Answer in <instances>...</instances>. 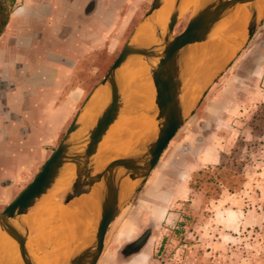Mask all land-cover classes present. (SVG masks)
Listing matches in <instances>:
<instances>
[{
  "label": "crops",
  "instance_id": "obj_1",
  "mask_svg": "<svg viewBox=\"0 0 264 264\" xmlns=\"http://www.w3.org/2000/svg\"><path fill=\"white\" fill-rule=\"evenodd\" d=\"M119 7L120 0H19L4 21L0 31V213L36 178L71 124L84 115L94 93L106 87L102 85L104 69L112 62L119 45L118 38L113 36L120 21ZM145 21L146 16L138 26ZM132 22L133 16L126 20L128 24ZM192 139L194 135L181 142L178 139L168 150L166 165L173 172L178 171L179 156H184L187 163L177 177L181 181L179 186L169 192L160 187L152 195L165 208H158L149 199L144 200L142 209L127 210L124 214L123 210L107 232L97 264H163L156 256L168 247V223L176 215L169 210L180 198L186 199L188 179L214 159L203 151L193 155L186 148ZM183 149L186 151L181 153ZM44 200L45 197L26 218L30 229L28 245L32 254L42 259L40 264H65L71 242L82 226L73 234L74 224L65 216L59 218L56 207L50 219L56 226H67L62 234V242L67 245L60 253L49 243L38 248L40 244L34 238L44 219ZM62 206L70 204L62 202ZM72 215L82 224L84 218L92 224L97 213L93 210L83 214L81 209ZM255 216L257 213L244 209L217 210L212 217H217L218 224L201 228L200 233L204 231L207 239L203 245L194 246L196 250L203 247L205 254L199 257L193 252L176 264H227L225 254L218 252L227 248L230 241L226 232L239 230L241 224L246 225ZM212 232L220 233L222 240H213L209 236Z\"/></svg>",
  "mask_w": 264,
  "mask_h": 264
},
{
  "label": "water",
  "instance_id": "obj_2",
  "mask_svg": "<svg viewBox=\"0 0 264 264\" xmlns=\"http://www.w3.org/2000/svg\"><path fill=\"white\" fill-rule=\"evenodd\" d=\"M258 2L197 0L186 28L175 34L184 13L183 0H173L168 22L154 25V42L135 41V30L102 81V85L109 89L106 104L93 117L83 115L74 122L36 178L0 213V235L5 231L16 241L15 245L7 247L3 257L0 256V264L17 260H22L24 264H39L28 245L30 229L26 218L48 193L58 187L68 167H73L74 171L63 191V203L69 205L90 194L94 188L99 191V198L95 221L87 223L84 218L79 234L71 242L65 264H97L104 251L109 228L149 177L188 114L198 104L197 100L189 106L184 99L186 89L197 78L194 67L186 62L190 47L233 33L231 22L241 5H247L250 12L247 27L239 40L240 46H245L263 19L264 9L259 7ZM164 5L165 0H153L146 21L152 20ZM138 55L154 61L152 78L155 96L151 110L128 103L119 75L128 61ZM209 81L202 84L200 95ZM145 114L156 116L154 136L135 145L126 155L112 156L99 170L98 158L102 147L116 126L125 119ZM125 179L135 181V186L123 196L122 183Z\"/></svg>",
  "mask_w": 264,
  "mask_h": 264
},
{
  "label": "rangeland",
  "instance_id": "obj_3",
  "mask_svg": "<svg viewBox=\"0 0 264 264\" xmlns=\"http://www.w3.org/2000/svg\"><path fill=\"white\" fill-rule=\"evenodd\" d=\"M18 1L0 0V31ZM151 2L120 0V21L113 33L119 45L112 61L116 60L138 23L145 18ZM191 14L192 9L184 13L175 34L186 28ZM132 16L133 22L126 23ZM106 74H103L104 77ZM188 135H194V139L186 145L193 155L203 151L214 159L188 179L186 199L180 198L175 206H171L169 213L176 215L168 223L171 230L167 237L168 247L156 259L163 264H172L175 260L176 264L178 260H186L193 252L199 257L204 255L203 247L195 249L207 239L203 236L204 231L200 233V230L211 227L210 224L217 225V217L212 215L225 208L257 213L246 225L241 224L239 230L226 232L230 237L229 242L225 241L227 248L218 250L225 254V263L264 264V13L259 27L246 45L240 46L231 61L207 83L197 106L188 114L123 214L127 210L142 209L144 200H153L152 195L158 193L160 187L169 192L179 186L181 181L177 177L187 162L184 156H179L178 171L173 172L166 165V160L170 155V146ZM185 151L183 149L181 153ZM152 203H156L158 208L161 205L165 208L164 203L154 200ZM209 236L215 241L222 240L220 233L212 232ZM124 253L127 255L129 250Z\"/></svg>",
  "mask_w": 264,
  "mask_h": 264
},
{
  "label": "bare ground",
  "instance_id": "obj_4",
  "mask_svg": "<svg viewBox=\"0 0 264 264\" xmlns=\"http://www.w3.org/2000/svg\"><path fill=\"white\" fill-rule=\"evenodd\" d=\"M172 1L173 0H165V5L156 12L152 20H147L138 26L135 33V41L143 43H152L155 41L154 25H165L168 22ZM196 2L197 0H183V13H186V11L190 9L193 10ZM258 5L261 9H264V0H259ZM249 18L250 12L248 6L241 5L237 8L231 22L233 33H228L224 37L216 36L207 42L190 47L186 55V62L188 63V66L194 67L197 78L196 82L186 89L184 95V99L189 106H193L197 102L202 91V84L211 80L235 56L240 46V33L245 31ZM200 56L201 58H199ZM152 65H154L153 60L138 55L130 59L120 70L119 75L123 83V91L131 106L140 107L146 110H151L154 107L155 86L152 78ZM108 97L109 89L107 87H102L97 90L90 98L89 104L84 110L85 112H83L84 117H93L95 113L106 104ZM156 129L157 121L154 114H145L121 121L113 130L111 137L102 147V151L98 158V169H102L112 156L126 155L132 151L135 145L152 138ZM73 171V167H68L58 187L45 196L43 207L45 205L46 207L41 212L44 219L39 223L38 232L36 234L37 237L35 236L36 238H34L36 240L35 243L40 244L38 248L41 247V244L49 243L55 248L56 253H60L67 245L63 243L64 241L62 242V234L66 231L67 226H56L50 219L55 213L54 210L56 207L59 212V218L65 216L74 224L75 228L72 227L73 234L82 226V223L72 214H76L81 209H83V214L84 212L88 213L93 210H96V213L98 212L99 191L95 188L90 194L73 201L70 204V207L62 206L63 191L69 183ZM134 186L135 181L125 179L122 183L123 196L129 194L134 189ZM57 203L59 207L57 206ZM12 244L15 245L16 241L3 231L0 235L1 257H3L5 251H7V247ZM45 246H43V248ZM35 258L39 259L37 256ZM51 258L52 257H50V259ZM56 259L57 258L55 257V260ZM41 260L39 259L38 261L41 262ZM9 264L24 263L22 260H17L16 262H9ZM46 264H48V261Z\"/></svg>",
  "mask_w": 264,
  "mask_h": 264
},
{
  "label": "trees",
  "instance_id": "obj_5",
  "mask_svg": "<svg viewBox=\"0 0 264 264\" xmlns=\"http://www.w3.org/2000/svg\"><path fill=\"white\" fill-rule=\"evenodd\" d=\"M114 61H112L109 65H107V67H105L104 69V74L108 71V69L110 68V66L112 65Z\"/></svg>",
  "mask_w": 264,
  "mask_h": 264
}]
</instances>
